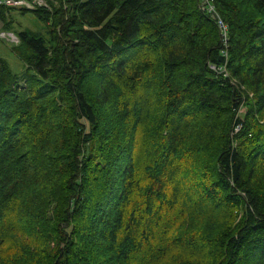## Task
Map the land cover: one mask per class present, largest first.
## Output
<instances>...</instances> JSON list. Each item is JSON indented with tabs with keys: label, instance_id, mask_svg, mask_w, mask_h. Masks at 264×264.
Returning <instances> with one entry per match:
<instances>
[{
	"label": "trees",
	"instance_id": "16d2710c",
	"mask_svg": "<svg viewBox=\"0 0 264 264\" xmlns=\"http://www.w3.org/2000/svg\"><path fill=\"white\" fill-rule=\"evenodd\" d=\"M212 4L0 7V264H264V0Z\"/></svg>",
	"mask_w": 264,
	"mask_h": 264
},
{
	"label": "rangeland",
	"instance_id": "374dc122",
	"mask_svg": "<svg viewBox=\"0 0 264 264\" xmlns=\"http://www.w3.org/2000/svg\"><path fill=\"white\" fill-rule=\"evenodd\" d=\"M10 16L13 17V23H12V27L10 28V32H17L21 29L29 28L32 30L39 31L44 36H46V28L44 27L43 23L39 21L38 19H36L35 16L32 15L30 12L21 14L18 10H13ZM2 25L3 24L0 21V30H2L1 29ZM12 43L13 42L7 40L6 38L0 39V56L6 60V62L9 65V68L13 72L17 74H21L23 70V65L21 61L10 50V45ZM244 110L245 108H241V111H244Z\"/></svg>",
	"mask_w": 264,
	"mask_h": 264
},
{
	"label": "built area",
	"instance_id": "2783aa9c",
	"mask_svg": "<svg viewBox=\"0 0 264 264\" xmlns=\"http://www.w3.org/2000/svg\"><path fill=\"white\" fill-rule=\"evenodd\" d=\"M60 1L63 0H0V7L25 9L26 11H34L36 9H46L51 11L53 5ZM202 5L203 8L208 12H215L212 0H202ZM217 25L220 28L221 33L223 35H226V26L220 18H217ZM1 38H6L11 42H18L17 37L13 33L5 32L2 30H0V39Z\"/></svg>",
	"mask_w": 264,
	"mask_h": 264
},
{
	"label": "bare ground",
	"instance_id": "6f19581e",
	"mask_svg": "<svg viewBox=\"0 0 264 264\" xmlns=\"http://www.w3.org/2000/svg\"><path fill=\"white\" fill-rule=\"evenodd\" d=\"M225 36V35H224Z\"/></svg>",
	"mask_w": 264,
	"mask_h": 264
}]
</instances>
